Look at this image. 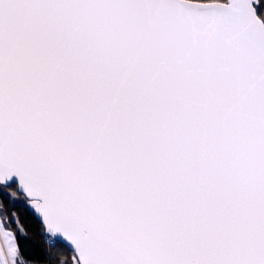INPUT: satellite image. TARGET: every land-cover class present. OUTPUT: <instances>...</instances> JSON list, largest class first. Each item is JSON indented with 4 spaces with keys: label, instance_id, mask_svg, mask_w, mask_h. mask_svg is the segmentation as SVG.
I'll use <instances>...</instances> for the list:
<instances>
[{
    "label": "snow or ice",
    "instance_id": "obj_1",
    "mask_svg": "<svg viewBox=\"0 0 264 264\" xmlns=\"http://www.w3.org/2000/svg\"><path fill=\"white\" fill-rule=\"evenodd\" d=\"M0 195L53 264H264V0H0Z\"/></svg>",
    "mask_w": 264,
    "mask_h": 264
},
{
    "label": "trees",
    "instance_id": "obj_2",
    "mask_svg": "<svg viewBox=\"0 0 264 264\" xmlns=\"http://www.w3.org/2000/svg\"><path fill=\"white\" fill-rule=\"evenodd\" d=\"M4 212L8 213L7 220H10L11 228L17 236L21 252L30 264H53V261L45 259L46 238L41 234V227L34 212L24 203H11L3 195L0 196ZM16 223H12L17 219ZM23 229V231H19ZM48 255L59 258V249H48Z\"/></svg>",
    "mask_w": 264,
    "mask_h": 264
},
{
    "label": "rangeland",
    "instance_id": "obj_3",
    "mask_svg": "<svg viewBox=\"0 0 264 264\" xmlns=\"http://www.w3.org/2000/svg\"><path fill=\"white\" fill-rule=\"evenodd\" d=\"M8 199L10 200L11 203H14V204H16V203H24V204H27V203H25V201L23 200L22 197L19 198V199H11V198H8ZM0 206H2V207H0V214H2L4 212V207H3V203L1 201V197H0ZM8 222L10 223V220H8Z\"/></svg>",
    "mask_w": 264,
    "mask_h": 264
},
{
    "label": "water",
    "instance_id": "obj_4",
    "mask_svg": "<svg viewBox=\"0 0 264 264\" xmlns=\"http://www.w3.org/2000/svg\"><path fill=\"white\" fill-rule=\"evenodd\" d=\"M28 205V204H27ZM28 207L30 208V206L28 205ZM31 209V208H30ZM32 210V209H31ZM33 211V210H32Z\"/></svg>",
    "mask_w": 264,
    "mask_h": 264
}]
</instances>
